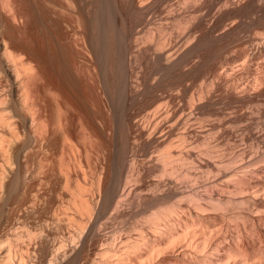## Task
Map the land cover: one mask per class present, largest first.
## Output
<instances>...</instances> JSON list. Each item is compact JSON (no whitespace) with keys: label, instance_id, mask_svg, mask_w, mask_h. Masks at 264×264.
Here are the masks:
<instances>
[{"label":"bare ground","instance_id":"6f19581e","mask_svg":"<svg viewBox=\"0 0 264 264\" xmlns=\"http://www.w3.org/2000/svg\"><path fill=\"white\" fill-rule=\"evenodd\" d=\"M0 264H264V0H0Z\"/></svg>","mask_w":264,"mask_h":264},{"label":"rangeland","instance_id":"374dc122","mask_svg":"<svg viewBox=\"0 0 264 264\" xmlns=\"http://www.w3.org/2000/svg\"><path fill=\"white\" fill-rule=\"evenodd\" d=\"M244 142H245V141H244ZM244 142H243V145H245V144L247 145L248 142H247V141H246V143H244ZM241 144H242V143H241ZM241 144H240V145H241Z\"/></svg>","mask_w":264,"mask_h":264}]
</instances>
